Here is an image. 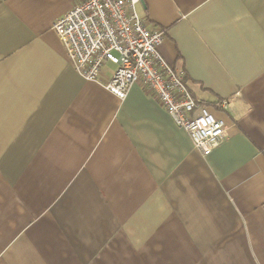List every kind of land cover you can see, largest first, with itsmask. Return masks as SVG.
Instances as JSON below:
<instances>
[{
	"label": "crops",
	"instance_id": "1",
	"mask_svg": "<svg viewBox=\"0 0 264 264\" xmlns=\"http://www.w3.org/2000/svg\"><path fill=\"white\" fill-rule=\"evenodd\" d=\"M78 1L0 0V264H264V0L137 6L225 124L208 155L140 81L70 67Z\"/></svg>",
	"mask_w": 264,
	"mask_h": 264
},
{
	"label": "built area",
	"instance_id": "2",
	"mask_svg": "<svg viewBox=\"0 0 264 264\" xmlns=\"http://www.w3.org/2000/svg\"><path fill=\"white\" fill-rule=\"evenodd\" d=\"M141 0H79L52 23L70 67L96 80L103 64L115 65L105 87L123 98L137 81L154 96L194 147L208 155L226 138V127L210 106L196 98L185 73L168 64L158 51L163 29L149 27L137 12ZM230 99L216 103L226 108Z\"/></svg>",
	"mask_w": 264,
	"mask_h": 264
},
{
	"label": "rangeland",
	"instance_id": "3",
	"mask_svg": "<svg viewBox=\"0 0 264 264\" xmlns=\"http://www.w3.org/2000/svg\"><path fill=\"white\" fill-rule=\"evenodd\" d=\"M108 65H109L110 67H112V68L115 66V65H113V64H111V63H109ZM211 110H212L213 113H214V109L211 108ZM214 115H215V113H214Z\"/></svg>",
	"mask_w": 264,
	"mask_h": 264
},
{
	"label": "water",
	"instance_id": "4",
	"mask_svg": "<svg viewBox=\"0 0 264 264\" xmlns=\"http://www.w3.org/2000/svg\"><path fill=\"white\" fill-rule=\"evenodd\" d=\"M140 3L143 5V0H141Z\"/></svg>",
	"mask_w": 264,
	"mask_h": 264
},
{
	"label": "trees",
	"instance_id": "5",
	"mask_svg": "<svg viewBox=\"0 0 264 264\" xmlns=\"http://www.w3.org/2000/svg\"><path fill=\"white\" fill-rule=\"evenodd\" d=\"M186 77V76H185ZM186 81V80H185ZM186 85H187V83H186ZM193 94V93H192Z\"/></svg>",
	"mask_w": 264,
	"mask_h": 264
}]
</instances>
